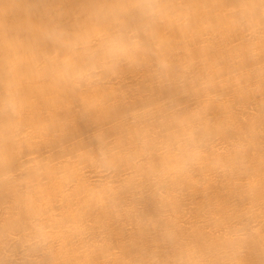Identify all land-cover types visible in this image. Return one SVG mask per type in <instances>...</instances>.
<instances>
[{
  "label": "bare ground",
  "instance_id": "obj_1",
  "mask_svg": "<svg viewBox=\"0 0 264 264\" xmlns=\"http://www.w3.org/2000/svg\"><path fill=\"white\" fill-rule=\"evenodd\" d=\"M0 264H264V0H0Z\"/></svg>",
  "mask_w": 264,
  "mask_h": 264
}]
</instances>
